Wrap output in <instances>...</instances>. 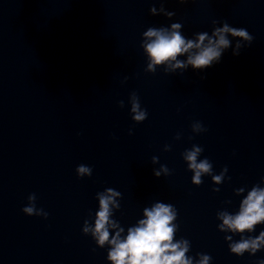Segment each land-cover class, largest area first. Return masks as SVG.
I'll use <instances>...</instances> for the list:
<instances>
[{
	"label": "water",
	"instance_id": "water-1",
	"mask_svg": "<svg viewBox=\"0 0 264 264\" xmlns=\"http://www.w3.org/2000/svg\"><path fill=\"white\" fill-rule=\"evenodd\" d=\"M224 22L253 37L239 55L237 42H246L229 34L212 67L145 72L149 27L181 23L195 41L205 32L215 39ZM133 92L148 113L138 124ZM197 121L206 132L193 131ZM193 145L203 149L197 163L212 164L200 185L185 159ZM81 164L90 177L77 176ZM257 186L264 189V0H0V264H112L111 246L83 231L85 221L94 228L98 194L109 188L120 193L109 205L118 224L109 239L120 228L125 238L145 208L171 204L173 242L188 241L192 264L203 255L208 264H258L264 242L254 255L229 245L257 238L264 221L243 233L220 228V214L237 215ZM31 194L46 219L23 213Z\"/></svg>",
	"mask_w": 264,
	"mask_h": 264
},
{
	"label": "clouds",
	"instance_id": "clouds-1",
	"mask_svg": "<svg viewBox=\"0 0 264 264\" xmlns=\"http://www.w3.org/2000/svg\"><path fill=\"white\" fill-rule=\"evenodd\" d=\"M188 0H179V3H187ZM151 15L157 14L156 7L150 10ZM159 12L163 13L166 17L171 18L174 13L166 11L161 4ZM213 25L218 22L213 21ZM181 23H172L171 28H155L149 27L142 36L144 42L142 44L144 52L150 60L147 68L144 69L147 73H155L157 66L165 65V73H175L180 69L181 73L187 70L190 65L193 70L203 71L206 68L212 67L213 61L219 62L222 50L230 46V41L227 35L239 37L240 41L237 42L236 49L233 55H239L242 47L251 45L253 37L249 32L243 28L231 27L228 23L224 22L223 27H216L212 36L209 38L208 34H198L195 41L186 38L181 34ZM207 39V44L205 40ZM195 50V51H193ZM188 54L187 60H178V56ZM127 77L125 78V80ZM203 79V77H202ZM132 119L138 124L147 119V110L143 109L140 104L138 95L133 92L130 95ZM119 106L124 107V102L120 101ZM193 131L206 132L207 129L201 122H194L192 125ZM131 134V131L130 133ZM180 135L177 134L175 139H179ZM170 147L165 146V151H169ZM203 149L199 146L193 145L192 150H185V159L189 162V168L194 172L192 183L200 185L202 183L201 176L204 173L211 174L212 164L207 158L197 163V156ZM158 162L157 157L152 158V163ZM161 170L168 172V168L161 165ZM76 173L79 178L91 176L92 168L86 165H78ZM160 171L154 170L156 177L160 176ZM214 181L220 182L221 175L212 177ZM214 192L219 189H213ZM242 191V189H241ZM108 194L99 195V211L95 214V226L91 228L86 226L83 231L85 233L91 231L99 246L103 247L107 242L111 247L108 251L107 258L112 261V264H192L191 259L186 257L188 251V241L182 240L180 242H173L174 233L177 225L172 222L177 218V210L171 204L156 203L152 208L144 209L145 219L139 221L138 226L131 227L127 231L125 238H121V233L124 231L120 228L115 236L109 239V227L116 228L118 224L109 219L110 207L113 203V197L120 195L118 191L107 189ZM28 205L22 211L27 216H43L45 219L48 213L43 209H37L36 196L31 194L28 197ZM119 207V205H117ZM223 218V224L220 226L221 230L225 227L227 229L243 233L246 230L252 231L254 226L264 221V189L253 187L248 193L247 197L240 205V211L237 215L232 216L226 213L220 214ZM231 240V237H226ZM264 242V231L255 239H241L239 242L230 244L231 251L237 255H242L246 250L251 249L252 255L260 248L261 243ZM211 256L203 255L200 264H208ZM264 264V260L258 262Z\"/></svg>",
	"mask_w": 264,
	"mask_h": 264
}]
</instances>
